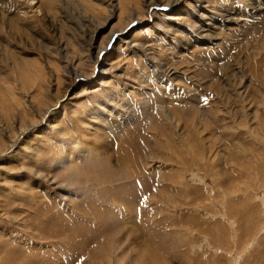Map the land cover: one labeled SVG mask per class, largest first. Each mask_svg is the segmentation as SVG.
<instances>
[{
	"label": "rangeland",
	"instance_id": "374dc122",
	"mask_svg": "<svg viewBox=\"0 0 264 264\" xmlns=\"http://www.w3.org/2000/svg\"><path fill=\"white\" fill-rule=\"evenodd\" d=\"M29 1L0 0V76L30 58L59 102L11 151L29 105L0 91V264H264V0H201L236 20L195 48L190 13L151 6L99 61L125 0Z\"/></svg>",
	"mask_w": 264,
	"mask_h": 264
},
{
	"label": "bare ground",
	"instance_id": "6f19581e",
	"mask_svg": "<svg viewBox=\"0 0 264 264\" xmlns=\"http://www.w3.org/2000/svg\"><path fill=\"white\" fill-rule=\"evenodd\" d=\"M28 1V0H27ZM31 1V4H32V0H30ZM29 1V2H30ZM114 1V0H113ZM112 1V2H113ZM181 1L182 0H125V1H122V2H120L118 5H117V8H116V10L115 11H117L118 10V14L116 15V17H117V22H115V23H117V24H113L112 26H111V28H109V31L107 32V34L105 35V37H102V39L100 40V42L97 44V46L95 47L97 50H96V56L95 57H97L96 58V60L97 61H99L100 59V53L103 55L104 54V51L106 50V49H108V48H110V42L112 41V40H114L115 39V41L114 42H117V41H120L121 39H123V37L127 34V27L129 26V25H131V24H133V23H135L136 22V20H144L146 17H145V13L147 12V10H149L150 9V7L151 6H164L165 8H171V7H173V5L174 4H176V9L177 8H179V6H180V9L182 10V12H180V14H187V13H190L193 17H194V19H195V21H193V22H191L193 25H192V27H190V29H184V32H186L187 34H190V38H191V45H192V48H195V45H199V46H201L202 47V45H207L206 43H211L208 39H211V40H213V39H216L215 38V36L213 35V34H211V32L212 31H215V25H217V26H219L220 28H225L226 27V24H229V25H233V23H235V17H230V16H227V18H225L226 17V15L227 14H225V12L224 13H221V15H219L220 16V18H218V16L216 17L215 16V13H213V12H211L210 11V9H208L207 7H204L202 4H201V0H192L193 2H194V5L192 6V11H190L191 9H183L182 7H181ZM261 1L262 0H260V3H261ZM90 2V1H89ZM264 2V1H263ZM83 3V2H82ZM260 3H258V4H256L257 6H259L258 8L256 7V5H255V7H254V9L252 10L253 11V13H255V16H256V13H257V11H261L262 10V3L260 4ZM86 4H88V3H86ZM30 5V4H29ZM90 5V4H89ZM89 5H87V6H89ZM252 5V4H251ZM263 5H264V3H263ZM38 6V5H37ZM36 6V7H37ZM75 6V5H74ZM86 6V8H84V9H87L88 7ZM45 7V6H44ZM83 7H84V5H83ZM94 7V6H93ZM112 7H114L115 8V5H113ZM249 7V6H248ZM37 8H40L39 6L37 7ZM53 8V7H52ZM78 7H76V9H77ZM19 9H21V8H19ZM36 9V8H35ZM44 9V8H43ZM75 9V10H76ZM90 11H91V9H90V7L88 8ZM93 9V8H92ZM97 9V8H96ZM99 9V8H98ZM107 9V8H106ZM231 10H234V15L237 13V14H239L240 13V10H239V12H236V7H233V8H230ZM251 9V8H250ZM23 10V9H22ZM78 10H79V8H78ZM231 10H228V13H229V11H231ZM43 11V10H42ZM81 11V10H80ZM84 11V10H83ZM94 11V10H93ZM93 11H92V13H93ZM95 11H97V10H95ZM184 11V12H183ZM252 11H251V13H252ZM20 12V11H19ZM44 12V11H43ZM48 12V11H47ZM71 12H73V11H71ZM86 12V11H85ZM84 12V13H85ZM99 12V11H98ZM106 12V11H105ZM3 13V12H2ZM2 13H0L1 14V16H2ZM6 13V12H5ZM8 13V12H7ZM6 13V14H7ZM18 13V12H17ZM16 13V15L18 16V14ZM24 13V12H23ZM74 13V12H73ZM76 13V12H75ZM78 13H79V11H78ZM82 13V12H81ZM88 13V12H87ZM86 13V14H87ZM147 13H149V12H147ZM27 14V13H26ZM45 14H46V12H45ZM91 14V13H90ZM101 14V13H100ZM116 14V13H115ZM230 14H231V12H230ZM13 15V14H12ZM76 15V14H75ZM93 15H94V13H93ZM96 15V14H95ZM196 15H199V17L197 18L196 17ZM224 15V16H223ZM229 15V14H228ZM5 16V15H4ZM25 16V15H24ZM81 16V15H80ZM91 16V15H90ZM89 16V17H90ZM97 16V15H96ZM104 16V15H103ZM102 16V17H103ZM106 16V15H105ZM111 16V15H110ZM156 16V15H155ZM170 16V15H169ZM246 16H247V14H246ZM81 17H86V15L85 16H81ZM100 17V16H99ZM99 17H97V18H99ZM101 17V18H102ZM163 17V16H162ZM1 18H3V17H1ZM5 18H6V16H5ZM24 17H22V20H24L23 19ZM91 19H94V18H92V17H90ZM90 18H89V20H90ZM96 18V19H97ZM107 18H109V17H107ZM107 18L103 21V23H101V24H99V25H97L96 27H95V30L93 31V33L94 32H96L100 27H103L105 24H106V20H107ZM239 18V17H238ZM20 19V18H19ZM63 19V18H62ZM65 19V18H64ZM71 19V18H70ZM103 19V18H102ZM95 20V19H94ZM93 20V21H94ZM101 20V19H100ZM186 20V19H185ZM21 21V20H20ZM86 21H87V19H86ZM96 21V20H95ZM205 21V22H204ZM80 22V21H79ZM206 22H208V23H206ZM22 23H24V22H22ZM94 23H96V22H93V24ZM20 24V23H19ZM88 24V23H87ZM91 24V23H90ZM1 25H3L2 23H0V27H1ZM6 25H7V23H6ZM9 25H12L13 26V24H9ZM61 25V24H60ZM59 25V26H60ZM89 25V24H88ZM55 26V25H54ZM58 26V27H59ZM89 26H92V25H89ZM7 27H9V26H7ZM14 27V26H13ZM88 27V26H87ZM86 27V28H87ZM161 27H162V25H161ZM2 28V27H1ZM90 28H93V27H90ZM89 28V29H90ZM198 28V30H200V33H197V32H195V30ZM217 28V27H216ZM12 29H14V28H12ZM15 29H18L17 27H15ZM59 29V28H58ZM88 29V28H87ZM88 29V30H89ZM11 30V29H10ZM87 30V31H88ZM177 30V29H176ZM203 30H205V31H207V32H205V31H203ZM12 31V30H11ZM14 31V30H13ZM59 31V30H58ZM60 31H61V29H60ZM21 32V31H20ZM90 32V31H89ZM175 32V31H174ZM60 33V32H59ZM91 33V32H90ZM123 34V36H120V35H122ZM201 36H200V35ZM25 35V34H24ZM23 35V36H24ZM90 36V35H89ZM205 36V37H204ZM35 37V36H34ZM92 37V36H91ZM91 37H90V39H91ZM117 37V38H116ZM89 39V40H90ZM196 39V40H195ZM92 40V39H91ZM195 40V41H194ZM36 41V40H35ZM40 41V40H39ZM122 41V40H121ZM219 42V41H218ZM59 44V43H58ZM195 44V45H194ZM40 45H42V44H40ZM60 45V44H59ZM89 47H91L92 48V46H91V44L89 45ZM143 47V46H142ZM61 48V47H60ZM62 49V48H61ZM148 49V48H147ZM191 49V48H190ZM186 50V49H185ZM95 53V52H94ZM111 52L109 51V54H110ZM3 55L6 57V58H8L9 59V61L10 62H12L11 64H13V66H16V68L13 70V72L16 74V75H18V76H16V78H15V81H16V83H19V88H21V90H22V94H23V96L24 97H26L25 98V100L27 99V103H28V107H30V109L32 110V111H34V113H35V115H37V119L36 120H34V115H32L31 114V116L29 117L28 115L30 114L29 112H28V110H25L26 108H28V107H26L25 106V108L23 107V105H21L22 106V108H24V109H21V111H19L20 113L19 114H17V117H18V122H20V124H19V126H20V130L17 132V134L15 135V136H13V138H11L12 140L10 141V145H9V148H11V151H13V149L17 146V143H19V138H18V134L20 133V134H24V135H26L28 132H31L35 127L37 128L38 126H40L41 127V125H47V126H50V125H48L49 124V121H50V114L48 113V109L49 108H51V106H54V107H56V105L58 104V102L59 101H57L58 99H57V97H56V95H54V98H53V96H52V98L53 99H51L50 97H47L46 96V93H44L45 91H44V85L43 84H37L36 85V87H37V89L36 90H33V89H35L34 87H33V84H30V79H31V75L30 76H26L27 77V82H28V87H26L25 85H23V84H25V83H23V84H21V81H20V78L22 79V80H24L23 78H22V75H21V72L19 71V70H24V72L25 71H27V69H30L29 68V66L30 65H32V63H33V60H28V59H30V58H21V59H17V58H14L13 56L12 57H10L9 56V54H7V53H3ZM103 56H105V54L103 55ZM103 56H102V58H103ZM105 57H107V56H105ZM50 59V58H49ZM81 59V58H80ZM155 61V60H154ZM159 61V60H158ZM148 62V61H147ZM20 64V65H19ZM50 64V63H49ZM159 64H161V63H159ZM18 65V66H17ZM64 65V64H63ZM77 65V64H76ZM39 66V65H38ZM149 66L151 67V70H152V72H154V76H156V74H157V72H159V70L157 71L156 70V68H155V64L154 63H150L149 64ZM162 66V65H161ZM28 67V68H27ZM42 67V66H41ZM166 68L167 67H165V68H163V70H166ZM12 69H13V67H12ZM32 70V69H31ZM167 71V70H166ZM5 72V71H4ZM12 72V73H13ZM57 72V71H56ZM77 73V72H76ZM80 75H81V73H79ZM78 73L77 74H75V78L79 75ZM42 75V74H41ZM159 75V74H158ZM24 76V75H23ZM36 76V75H35ZM39 76V75H38ZM161 78L163 77V75L160 73V75H159ZM55 77V76H54ZM78 77H80V76H78ZM77 77V78H78ZM34 78H36L37 79V76L36 77H34ZM33 78V81L35 80ZM75 78H73V79H75ZM10 77H1L0 76V91L2 92V91H12L13 90V87H15L14 86V84H15V81H14V84H12V81H10ZM72 79V80H73ZM90 79V78H89ZM42 80V79H41ZM75 80H77V79H75ZM81 80V79H80ZM158 80H160V82L162 81L161 79H158ZM33 81L31 82V83H33ZM25 82V81H24ZM40 82V81H39ZM73 82H74V80H73ZM102 82V81H101ZM163 82V81H162ZM62 83V82H61ZM12 84V85H11ZM71 84V83H70ZM18 87V86H17ZM47 88V87H46ZM43 89V91H41ZM20 90V91H21ZM35 93H33L32 91ZM82 90V89H81ZM98 90V89H97ZM96 90V91H97ZM58 92V91H57ZM57 92H55V93H57ZM84 92V91H83ZM1 95V94H0ZM45 96V97H44ZM51 96V95H50ZM60 97V96H59ZM11 98V97H10ZM12 98H14L13 96H12ZM43 98V99H42ZM61 98V97H60ZM59 98V99H60ZM24 99V98H23ZM11 100V99H10ZM20 100V99H19ZM25 100H24V102H25ZM23 101V100H22ZM6 102H8V101H6ZM14 102V101H13ZM12 103V102H11ZM24 104V103H23ZM0 105H1V103H0ZM14 105V104H13ZM16 105V104H15ZM26 105V104H25ZM11 106H12V104H11ZM17 107V106H16ZM3 109H6V108H3ZM11 109V108H10ZM9 109V110H10ZM13 110H14V107L12 108ZM11 109V110H12ZM16 109V108H15ZM0 110H1V108H0ZM19 110H20V107H19ZM5 110H3V112H4ZM15 111V110H14ZM16 112V111H15ZM2 113V112H1ZM0 113V114H1ZM12 113H13V111H12ZM26 113H29L28 115L26 114ZM3 115H5L6 114V112H5V114L4 113H2ZM8 114H10V113H8ZM12 115V114H11ZM10 115V116H11ZM13 115H14V113H13ZM55 115V114H54ZM2 116V115H1ZM6 116H8L7 114H6ZM13 117V116H12ZM15 117V116H14ZM3 118H4V116H3ZM9 117H7L6 119H8ZM53 118V117H52ZM51 118V119H52ZM6 119H3V123H4V120H6ZM10 119V118H9ZM52 120H56V118H54V119H52ZM2 122V121H1ZM60 122V121H59ZM12 123V122H11ZM10 123V124H11ZM22 123V124H21ZM18 124V123H17ZM57 123H55V125H56ZM3 125H5V124H3ZM9 125V124H8ZM13 125V124H12ZM3 128H4V126H2ZM9 127V126H8ZM12 127V126H11ZM17 127V126H16ZM2 128V129H3ZM14 128H15V126H14ZM50 129H52V131H54L55 129H54V126H50ZM58 129V128H57ZM5 130V129H4ZM3 130V131H4ZM7 130V129H6ZM11 130V129H10ZM9 130V131H10ZM15 130V129H14ZM59 130V129H58ZM5 132V131H4ZM1 133H2V131H1ZM7 133V132H6ZM13 133V132H12ZM3 135V134H2ZM13 135V134H12ZM8 136H9V133H8ZM11 137V136H10ZM0 139H2V138H0ZM101 139V138H100ZM3 140V139H2ZM10 140V139H9ZM7 141H8V139H7ZM1 142V141H0ZM4 142V141H3ZM6 143H8V142H6ZM3 144V143H2ZM4 145H6V144H4ZM4 145H2V146H4ZM25 146V145H24ZM8 148V147H7ZM7 148H5L4 149V151L2 150V152H5L6 150H7ZM1 149V148H0ZM37 174H39V176H41L42 175V173H37ZM51 183H55L54 181H53V179H48Z\"/></svg>",
	"mask_w": 264,
	"mask_h": 264
}]
</instances>
